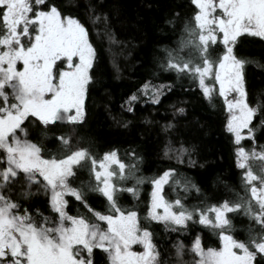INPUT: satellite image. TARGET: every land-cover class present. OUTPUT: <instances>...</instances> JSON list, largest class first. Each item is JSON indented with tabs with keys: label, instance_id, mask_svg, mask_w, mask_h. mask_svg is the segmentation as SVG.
Returning <instances> with one entry per match:
<instances>
[{
	"label": "snow or ice",
	"instance_id": "1",
	"mask_svg": "<svg viewBox=\"0 0 264 264\" xmlns=\"http://www.w3.org/2000/svg\"><path fill=\"white\" fill-rule=\"evenodd\" d=\"M191 2L197 9L196 27H186L189 38L184 46H190L198 54V62L166 51L167 59L161 67L198 80L208 98L214 85L206 80L218 82L219 95L229 113L226 128L233 134L235 144L241 145L245 138L255 140L251 121L257 109L249 105L244 77L246 61L234 54V46L243 34L264 38V0ZM41 5H45V0H0V151L3 152L0 161L5 165L0 169V264H97V250L106 255L110 264H160V252L150 227L141 225L138 211L119 203L118 191H128L137 197L139 189L118 187L113 182V177L128 178L126 165L117 151L106 152L98 159L86 148L73 150L71 137L59 133L54 134L55 139L68 151L61 158H45L42 146L27 138L32 123H38L45 134L64 122L81 123L84 103L99 68L88 28L79 19L63 15L55 5L45 8ZM218 41L223 46L222 54L213 59L209 48ZM171 87L170 83H145L140 92L158 105ZM139 99L138 93L130 95L129 112L135 111L134 102ZM176 111L183 114L185 109L180 107ZM171 127H174L171 123L166 125ZM170 150L166 149L165 155ZM188 151L181 148L177 158L183 162L182 156ZM249 154L244 146L236 149L237 166L246 169L242 177L251 199L242 198L235 203L225 200L206 210L186 206L181 198L168 200L163 194L164 186L176 171L168 168L150 180L152 191L145 220L163 223L173 231L186 230L189 222L219 228L221 249H205L199 236L194 240L192 250L199 256L196 264H264V168L259 175L251 167L246 168ZM259 155L264 158V151ZM112 165H118L119 172ZM84 168L96 183L73 186L69 178ZM130 175L137 185L146 179L135 177L134 170ZM21 180L27 182L25 197L32 195L33 184L43 186L49 194L50 207L57 214L55 218L41 214V221L37 222L27 208L5 195V187L11 189ZM186 187L200 191L194 183ZM85 188L106 199V211L88 203ZM69 195L88 209L91 218L68 213ZM242 208L259 225V231L249 228L246 241L226 234L232 228L228 213ZM209 213H214V219ZM135 244H140L143 251H133ZM183 248L182 242L176 245L177 257L183 256Z\"/></svg>",
	"mask_w": 264,
	"mask_h": 264
},
{
	"label": "trees",
	"instance_id": "2",
	"mask_svg": "<svg viewBox=\"0 0 264 264\" xmlns=\"http://www.w3.org/2000/svg\"><path fill=\"white\" fill-rule=\"evenodd\" d=\"M51 5L58 7L63 15L79 19L88 28L89 39L99 57V68L89 88L81 123L64 122L47 134L38 123L29 124L27 138L42 146L41 154L45 158H61L68 151L55 139L54 134L59 133L71 137L73 150L86 148L98 159L106 152L117 151L119 159L126 165L129 181L123 187L139 189L137 197L128 191H118L119 203L138 211L142 225L150 207V180L168 168L176 170L164 189L168 200L181 198L186 206L195 205L206 210L225 200L235 203L242 198L251 199L250 192L245 190L244 171L237 166L238 146L226 128L228 119L223 98L216 92L208 98L198 80L161 67L162 61L167 59L166 51L198 62V54L190 46H184V41L189 38L186 27H196L197 9L191 0H45V5L40 7ZM222 49L218 43L210 48L209 54L212 57L213 53L220 52L221 55ZM235 50L236 56L246 61L248 101L257 109L251 124L255 128V140L247 139L243 146L250 153L255 151L259 155L264 151V124L261 123L264 121V39L243 35ZM145 83H170L172 87L161 97V103L154 105L140 92ZM132 93H138L140 99L134 102L135 111L129 112L127 103ZM180 107L185 109L183 114L176 111ZM169 123L174 127L166 128ZM181 148L189 150L183 154V162L177 158ZM55 149L58 151L54 152ZM166 149H171L168 155H165ZM58 152L61 153L55 155ZM189 160L194 163L190 164ZM261 168H264L262 163L255 171L259 173ZM133 170L135 177L146 178L142 184L137 185L130 175ZM87 173V168L80 169L70 178V183L75 187L89 182L95 184L93 176V179L91 176L85 178ZM176 180L179 183H175ZM190 183L197 185L200 191L186 187ZM25 191V180L11 189H3L5 195L21 203L37 221L41 214L54 218L49 194L42 185L33 184L32 195L28 197L23 195ZM85 191L93 208L106 211L107 201L100 193L87 188ZM67 199L71 204L69 213L76 214L75 205L80 207L81 215H90L79 201L72 197ZM252 203L256 206L254 200ZM228 216L232 228L227 232L236 239L246 241L250 227L259 231V225L245 214L243 208ZM147 226L152 230L160 252V264H196L199 256L192 246L197 236L205 249L220 247L221 230L198 222H189L183 231H173L172 227L166 229L157 223ZM180 242L184 245L183 256L177 257L176 245ZM95 258L97 264H109L106 255L99 250Z\"/></svg>",
	"mask_w": 264,
	"mask_h": 264
},
{
	"label": "rangeland",
	"instance_id": "3",
	"mask_svg": "<svg viewBox=\"0 0 264 264\" xmlns=\"http://www.w3.org/2000/svg\"><path fill=\"white\" fill-rule=\"evenodd\" d=\"M217 2H218V0H217ZM219 12H220V10L219 9H217V14H219ZM222 35V34H221ZM243 35H248V34H243ZM243 35H241V36H243ZM240 36V37H241ZM250 36V35H249ZM240 37H238V39L240 38ZM238 39H237V41H238ZM264 39V38H263ZM221 44L219 41L217 42V44ZM237 43V42H236ZM222 45V44H221ZM236 45V44H235ZM213 46H215V45H212L211 47H213ZM210 47V48H211ZM223 47V46H222ZM210 48H209V50H210ZM210 53V52H209ZM234 54L236 55V50H235V46H234ZM219 55H220V52L219 53H213L212 54V58L213 59H217L218 57H219ZM19 66V65H18ZM244 77H245V64H244ZM206 83H209V84H212V85H214V88H213V91L212 92H216L217 94H219V84H218V82H216L214 79H212V78H209L208 80H206ZM245 87H246V81H245ZM247 89V88H246ZM234 95V94H233ZM231 98V97H230ZM86 101V100H85ZM249 102V101H248ZM250 105V104H249ZM84 110H85V103H84ZM254 116H255V114H254ZM254 116H253V119H254ZM229 118V113L227 112V119ZM253 119H252V121H251V124H252V122H253ZM26 122V121H25ZM246 131V130H245ZM260 132V131H259ZM232 134V133H231ZM233 135V134H232ZM23 138V137H22ZM247 139H250V138H245L244 140H242L241 141V145H239V146H243V144H244V142L245 141H247ZM238 146V145H237ZM238 146V147H239ZM249 150H250V147H249ZM57 151H58V149H57ZM56 151V149H55V151L54 152H57ZM248 151V150H247ZM53 152V153H54ZM249 153H250V151H248ZM254 153H255V151H253ZM252 152V153H253ZM59 153H61V152H58V153H55V155H58ZM252 153H250L249 154V157H248V159H247V161H246V168L247 167H251L252 168V170H253V172L255 173V174H257V175H259L260 174V170H259V173L258 172H256L255 170L256 169H260V167H261V163L264 165V158H261L260 157V155H257L256 153L255 154H252ZM3 155V152L2 151H0V156H2ZM5 165H4V163H3V161H0V169H2L3 167H4ZM112 168L113 169H115L117 172H119V169H118V165H112ZM246 169H243V171H245ZM91 175L90 174H88L87 173V175H86V177L85 178H87V177H89V178H91L90 177ZM125 176H126V174H125ZM70 179V178H69ZM92 179H93V177H92ZM81 180V179H80ZM80 180H78V184L80 183L79 181ZM96 182V181H95ZM113 182L115 183V184H117V186L118 187H120V186H124L125 184H127L129 181H128V179H125V180H120L119 179V176H117V177H113ZM254 183H257V182H254ZM77 184V185H78ZM79 186V185H78ZM166 186V185H165ZM165 186H164V189H165ZM257 186H259L258 185V183H257ZM164 194V193H163ZM68 197H72V196H66V199L68 198ZM73 198V197H72ZM68 200V199H67ZM69 202H70V200H68ZM71 207V204L70 203H68V206H67V211H68V209ZM140 207H143L142 205L140 206ZM73 209H74V211H75V213L76 214H72V213H69V211H68V213L70 214V215H77V214H80V207H78V206H73ZM160 211H162V209L160 210ZM238 212V211H237ZM53 213H54V218L57 216V214L53 211ZM229 214V213H228ZM81 215V214H80ZM91 216H92V214L90 213V215H88L87 217H89V218H91ZM209 216H210V218H212V219H214V213H209ZM50 218H53V217H50ZM41 221V219H39L37 222H40ZM140 223H141V221H140ZM151 223H157V224H162V225H164L163 223H158V222H155V221H146L145 222V224H148V225H150ZM145 224H143V225H145ZM142 225V224H141ZM142 225V226H143ZM165 226V225H164ZM211 227V226H210ZM216 229H218V230H220L219 228H216ZM226 234H231V233H229V232H227L226 231ZM232 235V234H231ZM223 247V242H222V240L220 239V247L219 248H217V249H221ZM132 250L133 251H137V252H139V251H143V248H142V246L140 245V244H135V245H133L132 246ZM234 251H238V250H236V249H234ZM109 264H110V261H109Z\"/></svg>",
	"mask_w": 264,
	"mask_h": 264
},
{
	"label": "flooded vegetation",
	"instance_id": "4",
	"mask_svg": "<svg viewBox=\"0 0 264 264\" xmlns=\"http://www.w3.org/2000/svg\"><path fill=\"white\" fill-rule=\"evenodd\" d=\"M261 39H263V38H261Z\"/></svg>",
	"mask_w": 264,
	"mask_h": 264
}]
</instances>
